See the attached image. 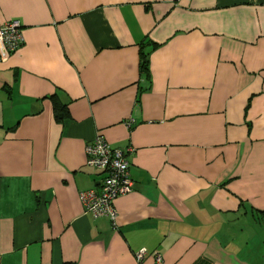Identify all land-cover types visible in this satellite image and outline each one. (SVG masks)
<instances>
[{"label": "crops", "instance_id": "1", "mask_svg": "<svg viewBox=\"0 0 264 264\" xmlns=\"http://www.w3.org/2000/svg\"><path fill=\"white\" fill-rule=\"evenodd\" d=\"M12 19L0 264H264V0H0ZM95 135L132 148L115 227L78 199Z\"/></svg>", "mask_w": 264, "mask_h": 264}, {"label": "built area", "instance_id": "2", "mask_svg": "<svg viewBox=\"0 0 264 264\" xmlns=\"http://www.w3.org/2000/svg\"><path fill=\"white\" fill-rule=\"evenodd\" d=\"M22 43L21 24L18 20L0 23V61L15 51ZM132 120L124 123L129 128ZM132 152L130 146L112 149L103 138L95 135L92 141L84 147V164L99 172L102 179L97 189L79 192L78 199L86 214L91 218H105L115 227L117 211L113 206L114 200L131 192L132 181L128 173L126 155ZM146 255L144 249L133 254L138 263ZM155 263L160 262L158 255H154Z\"/></svg>", "mask_w": 264, "mask_h": 264}, {"label": "trees", "instance_id": "3", "mask_svg": "<svg viewBox=\"0 0 264 264\" xmlns=\"http://www.w3.org/2000/svg\"><path fill=\"white\" fill-rule=\"evenodd\" d=\"M146 54L141 53L140 54V67H141V72H142V76L147 77L146 74L144 73L146 71V59H145ZM54 111H55V117L59 120L60 117L62 119V117L65 115V111H64V107L62 105H58V106H54ZM58 113H61V116L58 115ZM264 217V212H262V217L261 219ZM263 222H264V218H263Z\"/></svg>", "mask_w": 264, "mask_h": 264}]
</instances>
